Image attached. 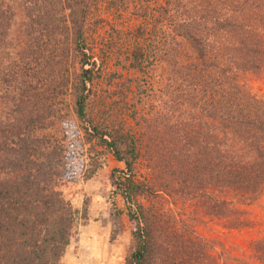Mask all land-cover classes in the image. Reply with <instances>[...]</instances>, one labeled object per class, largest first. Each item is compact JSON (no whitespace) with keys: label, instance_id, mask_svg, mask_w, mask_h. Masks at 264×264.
<instances>
[{"label":"trees","instance_id":"trees-1","mask_svg":"<svg viewBox=\"0 0 264 264\" xmlns=\"http://www.w3.org/2000/svg\"><path fill=\"white\" fill-rule=\"evenodd\" d=\"M97 2L86 0L77 20L70 15L74 26L67 29L75 45L67 53L80 69L72 81L54 63V52L44 53V45L42 58L54 59L51 80L41 78L45 71L40 67L34 83L28 62H15L6 73L10 88H4L5 98L12 106L6 120L0 117V264H64L77 211L60 185L76 174L70 169L74 153L63 138L41 131L51 124L46 104L61 110V93H72L87 140L97 139L124 163L112 176L136 225L138 245L128 264H233L236 258L229 261L222 249L216 251V242L193 235L186 224L178 226L172 215L142 197L151 198L162 187L168 193L180 191L202 199L206 213L230 227L246 224V210L217 193L248 201L264 189V100L246 84V74L264 70V0H161L145 6L144 25L132 30V64L145 70L160 52L169 80L161 131L146 145L145 132L125 119L105 122L93 115L92 84L100 66L86 22ZM2 7L0 47L12 19ZM144 167L149 172L142 179ZM163 174L168 183L163 180L161 186ZM251 254L264 262V238L251 240Z\"/></svg>","mask_w":264,"mask_h":264},{"label":"rangeland","instance_id":"rangeland-1","mask_svg":"<svg viewBox=\"0 0 264 264\" xmlns=\"http://www.w3.org/2000/svg\"><path fill=\"white\" fill-rule=\"evenodd\" d=\"M85 2L86 0H0V7L3 6L7 16L12 17L7 31L10 34L0 47V117L3 120L10 115L9 108L12 106L5 98L4 88H10L6 73L15 62L20 65L28 62L26 64L31 68L36 84L40 78L37 73L40 67H44L45 71L41 78H53L54 73L48 71L53 70L54 63L62 67L66 77L70 74L71 81L79 73L77 59L67 53L68 48L75 45L70 42L67 28L69 25L74 26L70 15H74L73 20L79 19ZM159 2L161 0H98L97 5L92 6L86 22L94 59L100 66L98 76L92 84L95 93L93 115L97 120L105 122L125 119L128 126L145 132V145L149 141L153 142L156 132L161 131V123L167 112L165 102L169 97L163 93L169 80L160 52H156L155 62L145 70L134 67L131 56L134 42L131 38L132 30L140 24L144 25L147 19L142 15L145 6H155ZM160 35L159 32L155 44L161 40ZM149 38V42H152L150 35ZM43 45L46 47L44 53L51 56L54 52L55 55L51 56L55 57L54 63L51 57L42 58L39 49H43ZM23 53L25 58L22 57ZM246 84L253 94L264 100V70L246 74ZM72 96V93L60 94L57 107L61 110L49 109L48 103L46 104L47 122L50 121L51 124L50 127L41 129L44 133L49 132L50 135L63 138L74 153L69 156L70 169L76 170V174L60 185L77 211V220L63 262L128 264L129 257L138 245L134 233L136 225L127 214L125 200L117 192L112 176L113 169L124 167V163L117 160L97 139L87 140L85 123L73 110ZM40 125L43 123H39ZM78 152L80 153L76 156ZM147 164L146 160L143 166ZM148 172V168L144 167L139 175L143 179L145 175L148 176ZM162 176L161 186L163 180L168 183L167 174ZM169 178L173 184L177 183L175 175L170 174ZM160 189V193L151 198L142 197L143 201L153 204L161 211H167L178 226L186 224L187 228L192 229L193 235L216 242V251L222 249V255L228 257L229 261L236 258L232 261L233 264H241L242 260H248L251 264H264L251 254V240L264 238V189L256 199L248 201L241 200L235 194L228 195L223 191L217 193L219 196L223 194L220 197L233 198L237 206L246 210L242 215L246 224L240 222L236 227H230L225 219L209 216L202 206V199L192 198V195L187 197L180 191L168 193L164 191V187Z\"/></svg>","mask_w":264,"mask_h":264}]
</instances>
